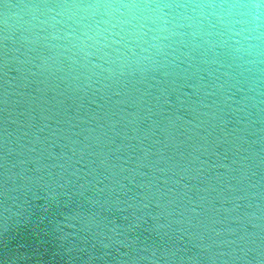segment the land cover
Here are the masks:
<instances>
[{"label": "water", "instance_id": "obj_1", "mask_svg": "<svg viewBox=\"0 0 264 264\" xmlns=\"http://www.w3.org/2000/svg\"><path fill=\"white\" fill-rule=\"evenodd\" d=\"M198 0H0V264H264V39Z\"/></svg>", "mask_w": 264, "mask_h": 264}, {"label": "clouds", "instance_id": "obj_2", "mask_svg": "<svg viewBox=\"0 0 264 264\" xmlns=\"http://www.w3.org/2000/svg\"><path fill=\"white\" fill-rule=\"evenodd\" d=\"M151 0H111L108 14L114 21L113 36H139L152 18ZM199 18L218 30L237 51L264 39V0H198Z\"/></svg>", "mask_w": 264, "mask_h": 264}]
</instances>
